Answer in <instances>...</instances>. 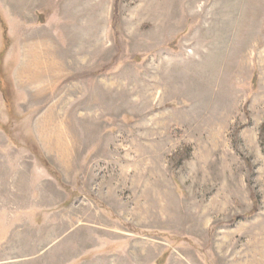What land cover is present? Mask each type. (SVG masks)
Returning a JSON list of instances; mask_svg holds the SVG:
<instances>
[{
    "label": "rangeland",
    "instance_id": "rangeland-1",
    "mask_svg": "<svg viewBox=\"0 0 264 264\" xmlns=\"http://www.w3.org/2000/svg\"><path fill=\"white\" fill-rule=\"evenodd\" d=\"M0 264H264V0H0Z\"/></svg>",
    "mask_w": 264,
    "mask_h": 264
},
{
    "label": "crops",
    "instance_id": "crops-1",
    "mask_svg": "<svg viewBox=\"0 0 264 264\" xmlns=\"http://www.w3.org/2000/svg\"><path fill=\"white\" fill-rule=\"evenodd\" d=\"M22 54H24V52L22 53ZM28 54L29 53H27V52H25V56H27V58H24V60H22L23 61V65H22V67H21V69H20V63H19V65H17V68H16V72H15V75H14V77H15V79H16V81L17 80H20V81H17V82H22V79H23V75H22V68L23 67H26V68H33L32 66L33 65H36V64H38L39 62L37 61V58H35V57H33L32 56V54L30 53V59H28L29 57H28ZM39 56H41V54L39 55ZM37 57V56H36ZM39 58V57H38ZM31 63V64H30ZM33 64V65H32ZM28 65V66H27Z\"/></svg>",
    "mask_w": 264,
    "mask_h": 264
},
{
    "label": "bare ground",
    "instance_id": "bare-ground-1",
    "mask_svg": "<svg viewBox=\"0 0 264 264\" xmlns=\"http://www.w3.org/2000/svg\"><path fill=\"white\" fill-rule=\"evenodd\" d=\"M38 47V46H37ZM31 64V63H30ZM33 65V64H32ZM35 66V65H34ZM33 67V66H32ZM30 68V67H29ZM29 72H31V71H29ZM29 72H27V71H25V75H24V77H26V79H28V78H30V75H28V74H30ZM33 76H35V75H33ZM34 80V79H33Z\"/></svg>",
    "mask_w": 264,
    "mask_h": 264
}]
</instances>
